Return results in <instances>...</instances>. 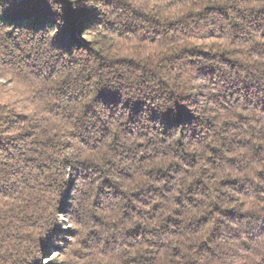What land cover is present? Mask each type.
Returning a JSON list of instances; mask_svg holds the SVG:
<instances>
[{
	"label": "clouds",
	"instance_id": "obj_1",
	"mask_svg": "<svg viewBox=\"0 0 264 264\" xmlns=\"http://www.w3.org/2000/svg\"><path fill=\"white\" fill-rule=\"evenodd\" d=\"M0 264H264V0H0Z\"/></svg>",
	"mask_w": 264,
	"mask_h": 264
},
{
	"label": "trees",
	"instance_id": "obj_2",
	"mask_svg": "<svg viewBox=\"0 0 264 264\" xmlns=\"http://www.w3.org/2000/svg\"><path fill=\"white\" fill-rule=\"evenodd\" d=\"M95 14L88 9H80L73 11L70 6L65 9V26L61 30V33L57 36L55 43L64 46L70 47L73 43H82L78 40L79 30L83 24L90 22L94 19ZM19 18V16H14L13 19ZM50 19V14L48 13L46 7L43 5L36 6L35 14L33 16V24L42 25ZM100 98H103L107 101L118 99L117 94L101 92ZM140 108L139 103L136 104L133 108V111L136 112ZM163 121L167 126H172L183 120H190L191 116L183 108H180L176 114H166L162 117Z\"/></svg>",
	"mask_w": 264,
	"mask_h": 264
}]
</instances>
